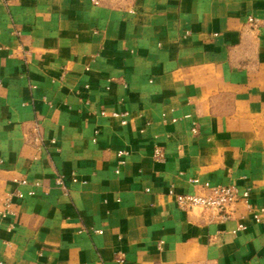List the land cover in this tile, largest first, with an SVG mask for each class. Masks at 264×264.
Returning a JSON list of instances; mask_svg holds the SVG:
<instances>
[{
    "label": "crops",
    "instance_id": "crops-1",
    "mask_svg": "<svg viewBox=\"0 0 264 264\" xmlns=\"http://www.w3.org/2000/svg\"><path fill=\"white\" fill-rule=\"evenodd\" d=\"M0 264H264V0H0Z\"/></svg>",
    "mask_w": 264,
    "mask_h": 264
},
{
    "label": "built area",
    "instance_id": "built-area-1",
    "mask_svg": "<svg viewBox=\"0 0 264 264\" xmlns=\"http://www.w3.org/2000/svg\"><path fill=\"white\" fill-rule=\"evenodd\" d=\"M93 4H97V0H91ZM247 23L249 25H254L256 20L249 17L247 18ZM115 116V115H114ZM118 117H122L121 124H125V120L123 118L126 117V114L117 115ZM42 116L40 114H35V121L41 120ZM123 153L116 154L117 158L121 159ZM154 157L156 160H160L163 155L155 151ZM122 163L119 162L118 165ZM195 183V182H193ZM54 184L56 186H60L62 184L61 179H57ZM202 190L199 194L197 193H187L183 195L174 194L172 191H169L167 196L172 198L177 208L180 210H190L194 207H201L204 209L216 211L220 214L221 219L225 220L228 217L227 210H229L230 206L233 205L237 200V190L232 186H208L204 184L202 186ZM203 192V193H202ZM17 197L22 198L21 194H17ZM248 195L247 192H242V198L244 199V203H246Z\"/></svg>",
    "mask_w": 264,
    "mask_h": 264
}]
</instances>
